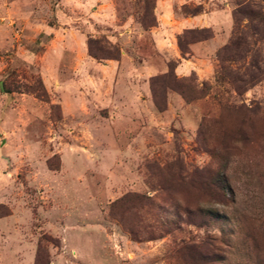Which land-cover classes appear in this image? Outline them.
I'll return each mask as SVG.
<instances>
[{"label":"rangeland","instance_id":"rangeland-1","mask_svg":"<svg viewBox=\"0 0 264 264\" xmlns=\"http://www.w3.org/2000/svg\"><path fill=\"white\" fill-rule=\"evenodd\" d=\"M0 264H264V0H0Z\"/></svg>","mask_w":264,"mask_h":264},{"label":"trees","instance_id":"trees-1","mask_svg":"<svg viewBox=\"0 0 264 264\" xmlns=\"http://www.w3.org/2000/svg\"><path fill=\"white\" fill-rule=\"evenodd\" d=\"M223 179H225V176L223 178L219 179L218 181H216L215 183L213 182L212 186L217 188L218 191H220V190L223 191L226 188V186L224 185V182H226V181Z\"/></svg>","mask_w":264,"mask_h":264}]
</instances>
